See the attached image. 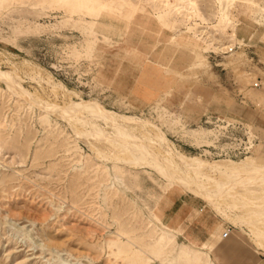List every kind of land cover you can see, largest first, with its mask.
<instances>
[{"label":"rangeland","instance_id":"obj_1","mask_svg":"<svg viewBox=\"0 0 264 264\" xmlns=\"http://www.w3.org/2000/svg\"><path fill=\"white\" fill-rule=\"evenodd\" d=\"M0 70L30 95L0 79V264H214L155 210L169 189L192 194L175 155L169 179L131 166L56 107L87 101L131 117L119 123L154 154L166 144L208 163L263 166L264 0H0ZM262 180L238 179L244 201L227 192L222 214L208 199L216 188L196 197L254 246Z\"/></svg>","mask_w":264,"mask_h":264},{"label":"bare ground","instance_id":"obj_2","mask_svg":"<svg viewBox=\"0 0 264 264\" xmlns=\"http://www.w3.org/2000/svg\"><path fill=\"white\" fill-rule=\"evenodd\" d=\"M191 1H193V0H191ZM0 79L5 82L7 88L12 93H14L15 95L16 94L21 95L24 98H26L27 100L30 99V95L28 94V92L23 87H21V85L16 83L12 76H9L7 73L3 72L2 70H0ZM33 101L34 100H32L31 102H33ZM48 108L51 111L53 109H55V107H53V106H48ZM56 109L64 115V118L67 121H70V119H75V120H78L80 122V125L83 127V130H80V131L77 130V131H79L78 132L79 134L84 135V136H93V137H96L99 139L107 140V141L111 142L112 144H114L116 147L120 148L122 151L128 153L130 155V158L128 160H126V162H127V164H129L131 166L132 165L137 166V165L147 164L155 172H157L160 175L164 176L165 178L169 179V178H171L170 172L173 169L174 164H176V162L174 161V158H173V155H175L178 158V160L183 164L186 171L191 172V175L193 176V180H192L191 184L190 183L189 184L183 183V185L187 191L191 192L195 196H199V195L203 196L200 192V189L202 188V186L206 185L208 187L216 188V190L213 191V194L211 196H209V197L207 196L211 205L213 207H215V209L217 210V212L215 211L216 213L219 212L222 214V212H223L222 208L219 207L220 206L219 199L223 195H226L227 192L229 193V197L233 196L231 194H236L237 191H235L234 187L235 186L238 187V185H237L238 183H236V181L238 179H243L246 182L247 181L253 182L251 184H255L254 182L257 183L258 180H261L262 178H264V165L263 166H257L256 164H254L253 162H250V161H240L236 164H231L228 162L208 163V162H205L199 158H186V157L181 156L180 154L176 155V154H174L172 149L169 146H167L166 144H165V146H163L164 148L162 147L161 150L158 149V150H160V153L154 154L153 152H151V150H149L146 147V145L144 144V141L141 138H139V137L137 138L135 136L130 135V132H129L130 130L132 133V129H130V127H129L130 130L128 128L125 129L119 123V121H120V122H123L126 124H131V123L134 124L136 122L135 119L128 117V116L119 115L115 112L106 110L99 105H96V104H93V103H90L87 101H81V102H77V103L73 102V104L70 106L69 109L59 108V107H56ZM85 114H86V116H84ZM59 116H60V114H59ZM88 117L89 118L92 117L91 119L95 118V119H99V120L104 121L105 125L112 128V130H113V134H111L112 136L111 135L108 136L107 134L104 133V131L102 129H97V127H96V129H94L93 126H91L89 124V122L87 120ZM137 120H139V119H137ZM143 123L144 122H142L141 124H143ZM87 126H89L88 127L89 130L87 129ZM143 127H145V125ZM159 135H160V133H159ZM159 135L157 137L158 141H160ZM147 137L148 136H146V138ZM152 138H154V135ZM158 141H156V142H158ZM149 142H150V139H149ZM152 142H154V140L151 141L150 143L152 144ZM162 142L163 141H161L159 143H161V145H162ZM203 170H209L212 173L214 172L216 175H218V179H220V180L204 175L202 173ZM225 176H227L229 178H233L235 182L234 181L223 182L222 181L223 179L221 180V178L225 177ZM262 181H264V180H262ZM240 182L243 183V181H240ZM240 184L241 183H239V186H240ZM260 184L257 186H260ZM261 186H263V185H261ZM230 192H231V194H230ZM236 195H239L238 192ZM239 196H240L239 198H241V200L244 201L242 199L244 196L243 195H242L243 197H241V195H239ZM203 198L206 199V196H203ZM260 198H262L261 195H260ZM260 198L258 196L257 200L258 199L260 200ZM231 199L233 200L232 197H231ZM236 199H238V198L236 197ZM246 199L248 201V197ZM251 200L253 201V204H254V200H256V199L253 200L251 198ZM204 201H206V200H204ZM249 202L250 201H248L247 203L249 204ZM241 204H244V203H241ZM257 204H258V202L254 206H257ZM250 206H252V204ZM250 206H248V207H250ZM253 207H250V209H252V211L254 208H256V207H254V208ZM256 210H258V209L256 208ZM249 212H250V210H249ZM260 214H263L262 215L263 220L259 219ZM258 215H259V217L256 218L255 223L257 222V219H259L260 223L255 224V223H253V221H251L254 225L252 226V229L249 230L250 231L249 235L253 238L252 243L254 242V246L257 249H262V248L264 249V222L261 223L262 221H264V217H263L264 216V210L262 213L259 211ZM240 218L233 219V220L234 221L238 220L237 222H240ZM242 221L243 220H241V222ZM248 224H250V223H248Z\"/></svg>","mask_w":264,"mask_h":264},{"label":"crops","instance_id":"obj_3","mask_svg":"<svg viewBox=\"0 0 264 264\" xmlns=\"http://www.w3.org/2000/svg\"><path fill=\"white\" fill-rule=\"evenodd\" d=\"M155 210L161 223L182 243L208 253L214 264H264V252L230 227L204 202L181 189H169Z\"/></svg>","mask_w":264,"mask_h":264},{"label":"built area","instance_id":"obj_4","mask_svg":"<svg viewBox=\"0 0 264 264\" xmlns=\"http://www.w3.org/2000/svg\"><path fill=\"white\" fill-rule=\"evenodd\" d=\"M227 125H228V123H227ZM225 127V126H224Z\"/></svg>","mask_w":264,"mask_h":264}]
</instances>
